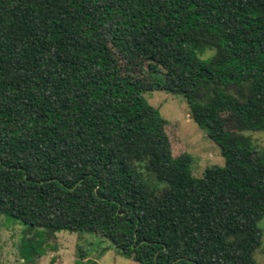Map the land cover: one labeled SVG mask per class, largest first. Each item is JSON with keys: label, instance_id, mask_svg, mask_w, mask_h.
I'll list each match as a JSON object with an SVG mask.
<instances>
[{"label": "trees", "instance_id": "trees-1", "mask_svg": "<svg viewBox=\"0 0 264 264\" xmlns=\"http://www.w3.org/2000/svg\"><path fill=\"white\" fill-rule=\"evenodd\" d=\"M157 90L223 166L173 155ZM263 131L264 0H0V215L138 264H255Z\"/></svg>", "mask_w": 264, "mask_h": 264}, {"label": "rangeland", "instance_id": "rangeland-1", "mask_svg": "<svg viewBox=\"0 0 264 264\" xmlns=\"http://www.w3.org/2000/svg\"><path fill=\"white\" fill-rule=\"evenodd\" d=\"M143 99L168 121L165 131L173 155L183 152L191 155L190 169L195 176H202L206 167L224 165L219 147L205 129L193 122L182 96L157 90L143 93ZM247 134L258 147L264 148V131ZM260 228L262 244L254 253L255 264H264V217ZM0 263L138 264L123 257L111 242L99 235L64 230L48 235L43 228H31L4 215H0Z\"/></svg>", "mask_w": 264, "mask_h": 264}]
</instances>
